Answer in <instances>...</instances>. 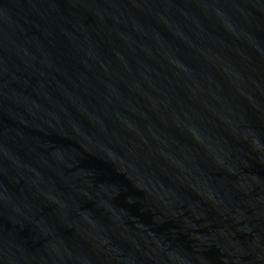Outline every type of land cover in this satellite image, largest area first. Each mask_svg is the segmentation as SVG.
I'll use <instances>...</instances> for the list:
<instances>
[{"label": "water", "instance_id": "water-1", "mask_svg": "<svg viewBox=\"0 0 264 264\" xmlns=\"http://www.w3.org/2000/svg\"><path fill=\"white\" fill-rule=\"evenodd\" d=\"M0 264H264V0H0Z\"/></svg>", "mask_w": 264, "mask_h": 264}]
</instances>
